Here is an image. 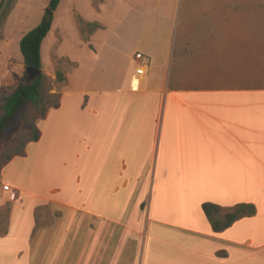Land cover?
Segmentation results:
<instances>
[{"label": "crops", "instance_id": "obj_1", "mask_svg": "<svg viewBox=\"0 0 264 264\" xmlns=\"http://www.w3.org/2000/svg\"><path fill=\"white\" fill-rule=\"evenodd\" d=\"M130 42L148 59L138 86L133 70L116 89L81 92L39 152L59 184L3 191L0 264H264V87L246 84L247 51ZM203 202L255 214L214 232Z\"/></svg>", "mask_w": 264, "mask_h": 264}, {"label": "rangeland", "instance_id": "obj_2", "mask_svg": "<svg viewBox=\"0 0 264 264\" xmlns=\"http://www.w3.org/2000/svg\"><path fill=\"white\" fill-rule=\"evenodd\" d=\"M48 5L49 0H14L0 21V94L30 80L19 41L40 22ZM52 16L41 44V70L48 76L43 88L47 113L40 116L34 106L25 104L0 138V234L8 224L4 183H36L38 188L41 182L58 183L50 175L47 154L44 158L39 152L49 145L51 136L63 135L62 117L75 100L85 96L81 92L116 89L112 84L127 74L129 78L136 66L131 56L140 47L130 41H240L247 51L246 84L264 87V0H60ZM88 41L95 52H90L93 47ZM57 70L65 74L64 83L55 81ZM142 96L128 88L122 93L123 99L131 98L134 104ZM30 122L40 132L37 141H30ZM78 137L71 135L69 147L74 148ZM21 150L24 153L18 155Z\"/></svg>", "mask_w": 264, "mask_h": 264}, {"label": "trees", "instance_id": "obj_3", "mask_svg": "<svg viewBox=\"0 0 264 264\" xmlns=\"http://www.w3.org/2000/svg\"><path fill=\"white\" fill-rule=\"evenodd\" d=\"M59 2L60 0H49L48 9L52 12L55 11ZM13 4L14 0H0V21L8 15ZM52 20V13H45L40 22L21 37L19 48L24 66L41 69V44L50 31ZM47 80L48 76L41 70L34 80H27L16 85L10 92L0 94V138L4 137L12 118L25 104L30 103L38 110L40 116L45 115L43 88ZM55 81L58 83L65 82V75L61 70L55 72ZM57 104L58 100L53 106ZM29 128L32 130L30 141H36L40 135L39 130L33 122L29 123ZM23 153L24 150H21L17 154L21 155ZM201 208L214 232H220L231 226L235 221L255 214L254 204L245 202L233 206L203 202Z\"/></svg>", "mask_w": 264, "mask_h": 264}, {"label": "built area", "instance_id": "obj_4", "mask_svg": "<svg viewBox=\"0 0 264 264\" xmlns=\"http://www.w3.org/2000/svg\"><path fill=\"white\" fill-rule=\"evenodd\" d=\"M133 58L136 61L137 65L134 69L133 76L131 77L130 86L131 88H136L139 84V76H143L145 74L148 59L141 52H135ZM2 190L7 192L11 191V188L9 185L4 184L2 186Z\"/></svg>", "mask_w": 264, "mask_h": 264}, {"label": "water", "instance_id": "obj_5", "mask_svg": "<svg viewBox=\"0 0 264 264\" xmlns=\"http://www.w3.org/2000/svg\"><path fill=\"white\" fill-rule=\"evenodd\" d=\"M47 13H52L49 9H47ZM25 71L29 77L30 80H34L39 73L41 72V69L31 67V66H25Z\"/></svg>", "mask_w": 264, "mask_h": 264}]
</instances>
